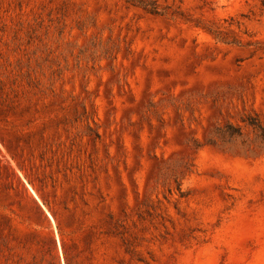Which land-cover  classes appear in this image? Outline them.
<instances>
[{
    "label": "rangeland",
    "instance_id": "374dc122",
    "mask_svg": "<svg viewBox=\"0 0 264 264\" xmlns=\"http://www.w3.org/2000/svg\"><path fill=\"white\" fill-rule=\"evenodd\" d=\"M0 264H264V0H0Z\"/></svg>",
    "mask_w": 264,
    "mask_h": 264
}]
</instances>
